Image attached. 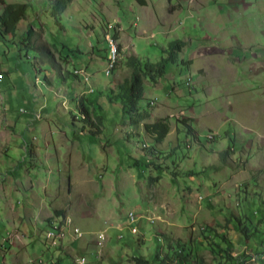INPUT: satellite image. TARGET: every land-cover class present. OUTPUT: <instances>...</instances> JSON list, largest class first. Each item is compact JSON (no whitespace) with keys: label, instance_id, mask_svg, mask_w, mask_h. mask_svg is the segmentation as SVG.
<instances>
[{"label":"rangeland","instance_id":"374dc122","mask_svg":"<svg viewBox=\"0 0 264 264\" xmlns=\"http://www.w3.org/2000/svg\"><path fill=\"white\" fill-rule=\"evenodd\" d=\"M54 1L4 0L30 10L14 36L0 35V264H135L134 256L153 257L178 241L192 244L205 264H226V245L211 227L232 242L229 264H264V0H73L60 24ZM30 29L57 69L83 70L89 82L51 69L48 85L37 70L50 59L21 44ZM111 40L122 50L107 76ZM175 40L194 66L170 65L156 85L145 79L152 104L141 105L151 118L131 126L109 96L130 80L131 56L156 64ZM80 100L93 120L103 116L101 136L73 125ZM163 118L170 133L154 144L144 125ZM184 118L201 144L187 140ZM153 147L154 155L146 151ZM56 211L65 214L59 249L46 237L47 220H60ZM136 217L139 236L131 233Z\"/></svg>","mask_w":264,"mask_h":264},{"label":"trees","instance_id":"16d2710c","mask_svg":"<svg viewBox=\"0 0 264 264\" xmlns=\"http://www.w3.org/2000/svg\"><path fill=\"white\" fill-rule=\"evenodd\" d=\"M72 1L73 0H55L54 1L53 5L50 8L51 15L58 24H60L61 15L66 11V9L72 3ZM139 2L142 6L146 5L144 0H139ZM0 4L3 5L2 11L0 13V35L4 38H8L10 36H14L18 29V25L20 24V22L25 21L27 19L29 10H30V5L26 3L6 4L4 0H0ZM34 34H35V31L33 29H30L23 37L21 44L24 47V51H27V52L28 51H34V52L40 51V52L46 53L47 56L42 55L40 57L44 56V58L47 57L48 59H50V64L48 63V67L46 69H38L37 71L40 74L44 72L43 74H45V76L43 79L46 83H48V85L51 86L52 85L50 81L51 76H49L48 74L51 71V69H57V65L54 61L53 55L51 54L48 48L35 47V43L33 41ZM114 39L117 41L120 40L119 33H115ZM117 47H118L117 51L122 50V45L119 44V46ZM184 48H185V43L181 40H175L173 42H170L168 45V48L164 49V54L166 56L162 57L161 61L156 64L151 63L150 61H143L135 56H131L129 58L128 63L130 67L133 69L131 78L130 80L125 81L124 84L121 85L120 87L121 93L119 95H115V97H113V94L111 93V95L109 96V100L111 103L118 102V101L122 103L124 114L126 115V119L129 120L131 126H137L140 123L151 118V112L147 108L151 106L152 102L146 100L145 98V92L148 88V85L144 82L145 79L151 85L158 84L159 80L164 78L167 75L168 68L170 65H177V67L179 66L186 67L187 70H190L192 62L181 59V55L183 54ZM108 59H109V56H106L105 60L107 61V66H108ZM116 63L114 64L113 69L112 68L110 69V75L112 74V72L115 71ZM35 64L38 65L37 63ZM57 70H59L60 76L66 77V75H68V78L70 77H73L75 79L82 78L84 82L86 83L89 82V80L85 81L82 75L78 73L76 74V71H79V70H74L73 72L67 70L66 74L65 72L64 73L61 72V68H58ZM7 76H8V72H7ZM143 101H147V106H148L147 108L141 105ZM84 102L85 101L80 100L79 105L76 106L75 111L79 113L80 117L77 118L74 115H72L73 125H76V122H82L84 125L83 126L84 130L89 129V132L92 135L95 134L97 136H101L102 127L99 126V124H103L104 118L103 116L99 115L97 117L98 122L93 120L92 114L88 110V107L85 105L86 102L85 103ZM99 109L102 112L104 111L101 106L99 107ZM192 121H193L192 119L184 118V119H179L178 123L184 128V132L186 134L187 140H190L194 143L201 144L202 142H201L200 137L197 135L196 130L191 125ZM144 128L146 130V133L149 135V137L153 139L154 144H162L167 138V136L169 135L170 130H171L170 119L163 118V119H158L153 123H146L144 125ZM92 129H96V132H93ZM130 137L131 135L127 136L128 139ZM155 150H156L155 147L146 149V151L152 155H154ZM230 150L231 149H228L221 154L223 162H226V158L229 155ZM137 161L138 160H136L135 167H138V165L141 167V165L139 164V161L138 162ZM147 166L150 167L149 165ZM151 166L156 172H160L161 170H163V167L161 165L151 164ZM166 169H170V168H166ZM141 170L146 171L144 169H141ZM192 175L194 174L193 173L189 174V176H192ZM150 180L158 181L159 178L150 177ZM56 214L60 220L58 219L56 221H53L52 219L47 220L48 226L50 227V229H53V230L56 225H60V221L63 219L62 217L65 216L64 211H56ZM128 220H129V217H128ZM237 224H238L237 227L240 230L241 234L245 237V240H249L250 239V228L248 227L243 228V225L245 224H242V220L240 218L237 220ZM137 225H138L137 222L131 223V229L132 227L133 228L136 227L139 229ZM207 231L210 234L214 233L215 237H218L219 239H221V241L226 245V248L221 250L223 252L221 256L226 260V264L233 263L235 259L231 255L232 242L227 238L226 235L218 234L217 230L212 227L209 228V230ZM131 233H132V230H131ZM140 233L141 232L139 230L137 234L132 233V235L139 236ZM212 238L213 237L208 236L206 239L209 240ZM122 239H124V237ZM78 240L80 239H76V241ZM157 241L159 243V247H161L162 249L164 247L163 244H161L162 239L157 238ZM212 241L214 242V240ZM210 245L212 247V244ZM59 246H58V249L60 248ZM217 246L219 247L220 245L217 244ZM95 257H98V255H96ZM133 261L135 264H205L204 260L197 255L196 250L194 249L192 244L182 243L181 241L177 242L176 247L171 245L169 242L167 251L161 252L160 250L153 257L134 256ZM61 262L62 261L59 260L60 264H62Z\"/></svg>","mask_w":264,"mask_h":264},{"label":"built area","instance_id":"2783aa9c","mask_svg":"<svg viewBox=\"0 0 264 264\" xmlns=\"http://www.w3.org/2000/svg\"><path fill=\"white\" fill-rule=\"evenodd\" d=\"M110 57L108 59V66L105 70L106 72V75H110V69L112 68L113 69V66L114 64L116 63L117 60H115V55L113 54V49L111 47V41H110ZM78 73H84L85 72L83 70H79V71H76ZM3 78H4V75L0 74V82L3 81ZM89 79V78H88ZM87 81V79H86ZM137 222V217H136V221H130V223H135ZM62 226L60 225H56L54 230L53 229H49L48 232H47V239L49 241V243L53 246V247H58L59 245L62 244V241L63 239L66 237V234L64 232V230L61 228ZM132 233L133 234H137V228L136 227H132ZM73 236H74V239H82L84 234L83 232L79 229V228H74L73 229ZM120 238H122V236H120ZM102 241L104 242V237L101 235L99 236V241L97 242V245L98 246H102ZM99 257V256H98ZM86 261L84 259H81L80 260V264H84Z\"/></svg>","mask_w":264,"mask_h":264},{"label":"crops","instance_id":"0c3cea01","mask_svg":"<svg viewBox=\"0 0 264 264\" xmlns=\"http://www.w3.org/2000/svg\"><path fill=\"white\" fill-rule=\"evenodd\" d=\"M189 1V0H188ZM189 3H190V1H189ZM142 6V5H141ZM182 8V5L180 4V3H178V4H172V9H174V11H176L177 9L179 10V9H181ZM177 10V11H178ZM173 11V12H174ZM167 34H170V32H166ZM184 52H187V50H184ZM185 61H187L186 59H184ZM188 61H191L192 62V65L191 66H194V58H192V56H191V58L188 60ZM78 72H76V74H77ZM78 74H80V75H82L83 76V78L85 79V81H86V78L84 77V73H78ZM89 80V79H88ZM87 80V81H88Z\"/></svg>","mask_w":264,"mask_h":264},{"label":"bare ground","instance_id":"6f19581e","mask_svg":"<svg viewBox=\"0 0 264 264\" xmlns=\"http://www.w3.org/2000/svg\"><path fill=\"white\" fill-rule=\"evenodd\" d=\"M114 45L116 46V44L114 43V41L113 40H111V47H112V49H113V54L115 55V60H117V46H116V48L114 47ZM119 46V45H118ZM135 221H136V218H135Z\"/></svg>","mask_w":264,"mask_h":264},{"label":"clouds","instance_id":"9594fccd","mask_svg":"<svg viewBox=\"0 0 264 264\" xmlns=\"http://www.w3.org/2000/svg\"><path fill=\"white\" fill-rule=\"evenodd\" d=\"M1 83V82H0Z\"/></svg>","mask_w":264,"mask_h":264}]
</instances>
